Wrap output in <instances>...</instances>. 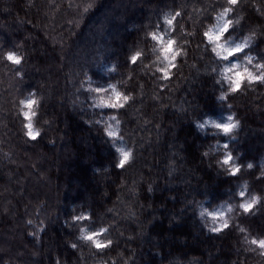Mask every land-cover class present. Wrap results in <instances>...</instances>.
<instances>
[{"label":"trees","instance_id":"16d2710c","mask_svg":"<svg viewBox=\"0 0 264 264\" xmlns=\"http://www.w3.org/2000/svg\"><path fill=\"white\" fill-rule=\"evenodd\" d=\"M228 6L0 0V264H264V249L250 243L264 239V84L244 80L233 92L222 71L238 64L258 74L264 0H240L225 18L233 21L229 45L251 37L225 61L205 33L215 32ZM153 33L174 41V66L160 64ZM9 52L19 66L4 59ZM108 83L130 97L122 108H96L85 91ZM32 95L40 98L35 140L25 134L20 104ZM230 115L238 126L229 136L210 124L197 129ZM118 148L131 152L123 168ZM225 152L241 166L235 177L222 165ZM253 197L259 203L246 214L239 205ZM217 210L228 227L214 232L224 220L208 213ZM80 215L90 218L71 220ZM82 228L100 233L95 239L107 247L83 239Z\"/></svg>","mask_w":264,"mask_h":264},{"label":"snow or ice","instance_id":"6c2138e0","mask_svg":"<svg viewBox=\"0 0 264 264\" xmlns=\"http://www.w3.org/2000/svg\"><path fill=\"white\" fill-rule=\"evenodd\" d=\"M240 0H227V5H229L228 7H224L223 12L220 14V19H221V23H219L216 28H215V32H213V30H209L208 32L205 33V36L207 37L209 43L215 45L212 48V51L214 53L217 54L218 57H222L223 60L228 61L230 58L239 55L240 53L244 52L245 48L248 47L251 37L246 38L244 40L243 43H236V44H228V39H226V34L230 31V29L233 26V21L231 19H225L226 17H228V15L232 12L233 7L237 6L239 4ZM92 4H89L87 8H85V11H88V8H91ZM180 13H176V16H179ZM175 19V17L172 18H166L165 22L171 26L173 24V20ZM235 23H239V21L237 20ZM152 39L154 41H157V43H160V46L164 45V44H168L170 45L169 51L172 53L169 61H168V66H174V61L177 57V55H179V53L177 51L173 50V44L174 41L169 39L165 42H161L162 38L158 37L156 34H152ZM224 41V43H221V41ZM223 49L224 52L226 54L221 55L220 50ZM140 57V52L137 51L134 55L131 56V62L133 64H135L138 60V58ZM6 60L11 62V64L13 65H17L19 66L21 64V59L15 55L12 52H9V55L6 57ZM239 65L234 66V70H232V72H234V76H233V86H232V91L236 92L240 87H241V83L242 81L246 80L248 83H253V82H258L261 84H264V63L260 64V71H258V74H254V73H249L246 72L245 70L243 71H238L239 69ZM16 75H20V70L17 69L16 71ZM165 77H167L168 72L167 70H165L164 72ZM28 99H31V97H29ZM225 97L221 96L220 100H224ZM123 107V106H122ZM233 118L230 115L229 116V121H232ZM238 126L237 123H233L231 128H224L223 131H225L226 133H232L233 132V128H236ZM219 127V126H217ZM110 137L115 138V136L112 133H109ZM31 139L35 140V136H31ZM233 138H235L233 136ZM225 147V146H222ZM229 146H227L228 149ZM117 151L120 153L121 159L119 160V167L123 168L124 165L126 164V162L129 160L130 156H131V152H125L122 148H118ZM205 155H207V153H205ZM222 164L224 166H230L229 167V175L231 176H236L240 171H241V166L240 165H233V155H228L226 156V158L222 161ZM248 169H252L253 168V164L249 163L246 166ZM149 191H151V188H149ZM245 193L244 192H240L239 196L241 197V199H243ZM259 197H253L251 200L241 203L239 205V207L243 210L244 213H250L253 209V207L259 203ZM213 217H215V215H213ZM85 219H87V217H85ZM29 223H31V221H29ZM228 227V222L227 220H224L223 223L217 227L212 229V231L214 232H219L221 231L223 228H227ZM107 229H102L101 232H106ZM241 232H244L245 230L243 228L240 229ZM100 233L97 232H93L91 234H87L85 235L84 239L87 241H90L92 244H94L96 246V248L98 249H102L107 247L106 244H102L100 243L97 239H95L96 236H98ZM108 243L110 244L111 241H108ZM251 244L253 245H258V247L260 249H264V239H260L259 241H257L256 239H253L250 241ZM72 246L74 248L77 247V245L75 243L72 244ZM264 254V253H262ZM57 264H59V262H57Z\"/></svg>","mask_w":264,"mask_h":264},{"label":"clouds","instance_id":"9594fccd","mask_svg":"<svg viewBox=\"0 0 264 264\" xmlns=\"http://www.w3.org/2000/svg\"><path fill=\"white\" fill-rule=\"evenodd\" d=\"M169 48H170V45H168V44L162 45L161 46V56L158 57L160 64H163L165 66V68L167 67L168 61L172 55V53L169 51ZM220 53H221V55L226 54L223 49L220 50ZM8 55H9V53H6L4 59H6V57ZM216 56H217V54H216ZM245 59L247 61V64H249V65L253 64V57L247 56V57H245ZM262 63H264V62H262ZM262 63L254 64L253 68L257 72L260 71V64H262ZM236 65H238V64H233V65H231V67L223 68V70H222L223 73H225V74L232 73V70H234V66H236ZM114 70H115V66H113V68L108 69V71H114ZM156 70L161 71L162 69L160 67H157ZM243 70H245L246 72H249V73H253L247 67H245ZM224 78L229 82V85L232 89L233 77L225 75ZM217 83H219V81H217ZM81 87H84V85L82 84ZM85 91L93 94L92 99L94 101V107H96V108L120 109L130 99L129 96L125 95L121 90L118 89L116 83H108L105 87H97V86H92L91 84H89V86L87 88H85ZM221 96H224V95L221 94L218 97V99H220ZM39 102H40V98L36 97L35 95H32L31 99H21L20 100V104L22 105L21 112L23 114L24 119L28 121V123H26L24 125V127L27 129L25 134L28 137L35 136V139H37L41 133V130L34 128L33 123H32V118L34 115H36V113L34 111V107L37 106L39 104ZM232 118H233V116H232ZM108 119H110L111 121H115L117 126L119 125V120L117 119V117L115 115L110 116ZM233 123L238 124V122H233V120L229 121V116H228V117H226L225 122H219L215 119H205L203 123H197L196 126H197V129L199 131L203 132L204 129L206 128V126H208L210 124L211 128L216 130V132H218L220 135L229 136L231 134L226 133L225 131H223V129L224 128H231ZM217 126H219V127H217ZM108 127H109L108 135H109V133H112L114 136H116V131H117L116 127H113L111 124ZM234 129L235 128H233V130ZM216 132H213V135H216ZM222 146H225V147H223V149H225L229 145L227 143H224ZM116 151H117V149H116ZM125 152H129V151H125ZM204 155H205V153H204ZM228 155H232V153L231 152H225L223 160ZM233 161H234V157H233ZM233 165H238V164L233 162ZM228 211H231V208H229ZM200 215L201 216L205 215V212H201ZM85 217H87V216H84V215L72 216L71 220L72 221L83 220V219H85ZM89 218L90 217H87V219H89ZM216 218H217V216L215 215V217H213V219L215 220ZM218 218L220 220H224L223 213L218 214ZM31 223H32V221H31ZM87 234H88L87 230L82 228L81 229V236L83 239H84L85 235H87ZM30 235H31V233H30Z\"/></svg>","mask_w":264,"mask_h":264},{"label":"rangeland","instance_id":"374dc122","mask_svg":"<svg viewBox=\"0 0 264 264\" xmlns=\"http://www.w3.org/2000/svg\"><path fill=\"white\" fill-rule=\"evenodd\" d=\"M243 69L244 68H242V69H239L238 71H243ZM234 72H232V73H228V74H226L227 76H234ZM209 215H211L212 217H213V215H216L217 216V218H218V214H219V210H217V211H212V212H210V213H208ZM216 218V219H217ZM211 220H214V219H211Z\"/></svg>","mask_w":264,"mask_h":264}]
</instances>
